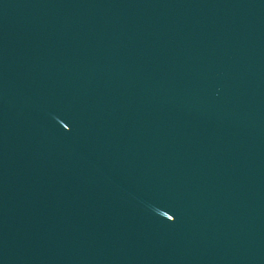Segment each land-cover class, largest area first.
<instances>
[{"label":"water","instance_id":"95a60500","mask_svg":"<svg viewBox=\"0 0 264 264\" xmlns=\"http://www.w3.org/2000/svg\"><path fill=\"white\" fill-rule=\"evenodd\" d=\"M0 264H264V0H0Z\"/></svg>","mask_w":264,"mask_h":264},{"label":"snow or ice","instance_id":"6c2138e0","mask_svg":"<svg viewBox=\"0 0 264 264\" xmlns=\"http://www.w3.org/2000/svg\"><path fill=\"white\" fill-rule=\"evenodd\" d=\"M169 219H171V217H169Z\"/></svg>","mask_w":264,"mask_h":264}]
</instances>
